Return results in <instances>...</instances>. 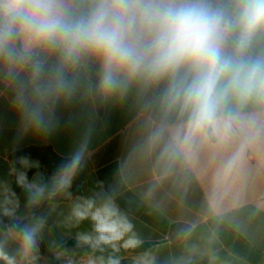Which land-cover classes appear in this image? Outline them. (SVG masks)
<instances>
[{
    "label": "crops",
    "instance_id": "0c3cea01",
    "mask_svg": "<svg viewBox=\"0 0 264 264\" xmlns=\"http://www.w3.org/2000/svg\"><path fill=\"white\" fill-rule=\"evenodd\" d=\"M77 4L87 10L91 0ZM245 55L264 58V32ZM35 58L45 71L34 78L30 68L0 57V216L19 227L0 219V252L14 264H51L38 237L55 264H264V95L228 96L218 127L190 134L183 71L159 78L122 72L114 87L103 85L99 111L98 55L67 58L44 48ZM56 80L64 87L44 92L37 126L23 115L21 90L31 100L36 86L43 91ZM31 146L52 147L67 166L52 177L37 160L11 158ZM33 169L9 212L10 190ZM78 170L82 195L43 210ZM105 207L132 225L114 245L98 242L92 219ZM175 225L186 228L179 240L172 237ZM25 229L34 230L31 248L22 243ZM130 237L140 243L125 248ZM145 244L151 246L135 250Z\"/></svg>",
    "mask_w": 264,
    "mask_h": 264
},
{
    "label": "clouds",
    "instance_id": "9594fccd",
    "mask_svg": "<svg viewBox=\"0 0 264 264\" xmlns=\"http://www.w3.org/2000/svg\"><path fill=\"white\" fill-rule=\"evenodd\" d=\"M258 32H264V0H91L87 10L77 0H0V57L30 68L34 78L45 71L35 58V50L44 48L59 49L67 58L82 51L98 55L106 88L122 72L157 78L186 73L190 134L216 129L228 96L264 95V58L245 55ZM63 87L62 80L43 91L36 86L31 100L21 90L23 115L39 126L44 92ZM76 215L84 218L83 212ZM114 217L107 207L92 216L98 242L114 245L132 231L130 223ZM22 243L34 245V230H24ZM139 243L130 237L123 246ZM0 259L14 264L3 252Z\"/></svg>",
    "mask_w": 264,
    "mask_h": 264
},
{
    "label": "trees",
    "instance_id": "16d2710c",
    "mask_svg": "<svg viewBox=\"0 0 264 264\" xmlns=\"http://www.w3.org/2000/svg\"><path fill=\"white\" fill-rule=\"evenodd\" d=\"M94 97L95 102L97 104V107L99 111L102 110V101H103V84L102 79L99 77H94ZM12 159H34L39 161L44 168L46 169L47 173L54 177L61 173V171L67 166L68 159L61 157L58 155L52 147L50 146H31L24 148L22 150H19L11 155ZM36 169H33L29 172V174L23 178L21 182H16L12 189L9 192V198H8V210L9 212L13 211L16 206V196L21 191L22 187L28 183L31 176L35 173ZM83 172L81 170H78L74 176L62 187L58 190V192L47 201V203L44 205V209L48 207L50 203H57L64 201L70 197H78L82 195V184H83ZM40 212V211H39ZM38 211L31 212L30 217H33L37 214H39ZM0 219L13 229L19 228L17 226H14L9 222L8 215L0 216ZM186 233V228L182 225H175L173 227V233L172 237L174 240H179L184 234ZM36 240L39 242L41 249L44 253H46L49 258L51 259V264L53 263L54 255H51L46 252L45 247L42 243V241L35 237ZM150 244L142 245L141 247L135 249L136 251H144L146 250ZM77 257H73L70 259V261L76 260ZM60 264V263H58Z\"/></svg>",
    "mask_w": 264,
    "mask_h": 264
},
{
    "label": "water",
    "instance_id": "95a60500",
    "mask_svg": "<svg viewBox=\"0 0 264 264\" xmlns=\"http://www.w3.org/2000/svg\"><path fill=\"white\" fill-rule=\"evenodd\" d=\"M127 251H129V249H122V252H123V253H125V252H127Z\"/></svg>",
    "mask_w": 264,
    "mask_h": 264
}]
</instances>
